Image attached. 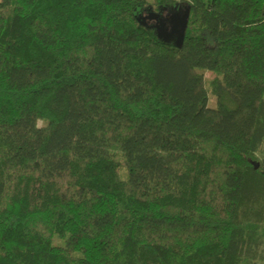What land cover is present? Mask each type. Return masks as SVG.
Here are the masks:
<instances>
[{
  "label": "trees",
  "instance_id": "trees-1",
  "mask_svg": "<svg viewBox=\"0 0 264 264\" xmlns=\"http://www.w3.org/2000/svg\"><path fill=\"white\" fill-rule=\"evenodd\" d=\"M263 93L264 0H0V264H264Z\"/></svg>",
  "mask_w": 264,
  "mask_h": 264
},
{
  "label": "water",
  "instance_id": "water-1",
  "mask_svg": "<svg viewBox=\"0 0 264 264\" xmlns=\"http://www.w3.org/2000/svg\"><path fill=\"white\" fill-rule=\"evenodd\" d=\"M149 20H156L157 15L149 13L145 16ZM189 18V8L185 7L182 10L173 11L164 17V21H161V26L164 27L167 25L168 31L160 30V35L164 34V37L172 36L175 38V43L177 46H180L187 27Z\"/></svg>",
  "mask_w": 264,
  "mask_h": 264
},
{
  "label": "rangeland",
  "instance_id": "rangeland-1",
  "mask_svg": "<svg viewBox=\"0 0 264 264\" xmlns=\"http://www.w3.org/2000/svg\"><path fill=\"white\" fill-rule=\"evenodd\" d=\"M174 10H168V11H163L161 14V17H165L167 16L169 13L173 12ZM204 76V85L206 86V88L208 89V106L213 107L215 105V98L212 95L209 86H208V81L213 77V74L209 71L204 72L203 74ZM263 98H264V93H263ZM38 125H43V122L39 121ZM55 242H58V240H55Z\"/></svg>",
  "mask_w": 264,
  "mask_h": 264
}]
</instances>
